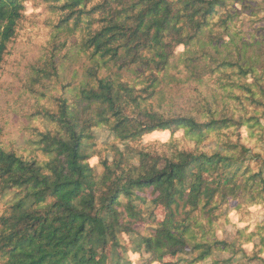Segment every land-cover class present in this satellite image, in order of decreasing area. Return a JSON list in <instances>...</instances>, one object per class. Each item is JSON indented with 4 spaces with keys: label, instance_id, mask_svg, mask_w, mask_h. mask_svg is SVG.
Returning a JSON list of instances; mask_svg holds the SVG:
<instances>
[{
    "label": "trees",
    "instance_id": "trees-1",
    "mask_svg": "<svg viewBox=\"0 0 264 264\" xmlns=\"http://www.w3.org/2000/svg\"><path fill=\"white\" fill-rule=\"evenodd\" d=\"M46 1L61 17L45 57L34 67L37 77L59 78L56 57L65 43L58 37L67 30L81 35V46L97 67L113 62L118 70L136 69L145 78L137 87L91 67L72 96V83L63 85L55 107L44 112L54 128L38 139L48 161L24 158L0 141V198L13 195L0 212V264H131L129 253L143 258V252L153 264L189 246L192 254L203 249L189 264L221 248L230 249L232 264L241 259L264 264L262 245L254 246V255L242 248L244 230L233 241L197 240L194 226L199 215L214 219L228 199L264 204V155L258 150L264 144L260 8L251 0ZM26 8V0H0V68ZM185 83L197 86L191 110L162 104ZM100 126L126 148L103 159L98 173L90 162V140ZM180 130L199 142L221 132L227 140L210 152L130 145L154 132ZM151 204L164 208L166 216L141 234ZM122 235L132 237V247L121 243ZM255 235L264 244L257 231L248 240Z\"/></svg>",
    "mask_w": 264,
    "mask_h": 264
},
{
    "label": "rangeland",
    "instance_id": "rangeland-1",
    "mask_svg": "<svg viewBox=\"0 0 264 264\" xmlns=\"http://www.w3.org/2000/svg\"><path fill=\"white\" fill-rule=\"evenodd\" d=\"M248 3L254 8H260L258 18L264 17V0H251ZM26 6L25 18L20 23L18 33L10 44L11 54L0 68V141L8 151H14L24 158L45 162L51 156L42 151L38 139L41 132L54 128V125L47 120L44 112L55 107L54 98L61 95L63 85L72 83L69 90V96H72L70 94L73 92V87L88 80V70L98 65L91 58L90 53L83 50L81 35L79 33L70 34L64 30L58 37L59 43H65L56 57L60 69L59 78L37 77L34 67L45 57L44 47L49 45L48 42L54 33V25L61 15L60 12H54L51 9V2L46 0H26ZM235 8L236 12L243 14L241 18L244 19L246 15L241 6L235 5ZM97 68L99 75L110 74L117 80L137 87H141L145 78L136 69L118 70V66L113 62ZM196 88L195 84L185 83L180 94L170 91L164 96L162 104L170 105L179 112L189 111L191 110L190 97L195 93ZM93 134L94 138L90 140V152L93 153L90 162L97 168L98 173H101L102 160L112 159L115 149L118 147L125 150L126 144L117 140L105 126L94 128ZM232 138L237 139L236 134L232 135ZM226 140V132L211 133L199 142L196 138L186 136L184 130H180L174 135L171 132H154L143 137L140 142H133L130 145L138 148L150 147L158 151L168 150L170 145L171 148L173 145H178L180 148L189 150L199 149L210 152L217 146L223 145ZM248 143L250 147L256 146L253 141ZM258 150L264 155V144H261ZM147 196L149 199L153 198L151 190L148 191ZM12 197L13 195L9 194L0 198V212L3 204L5 205ZM215 214L216 217L214 219L212 217L211 220L199 215L198 222L194 224L197 240L216 236L218 239L233 241L237 232L244 230L245 235H239L242 248L254 255V246L260 244L263 246V252L259 255L264 259V244L260 243L259 236L255 235L248 240V234L254 231L264 236V204L249 203L247 198L228 199L215 210ZM165 216L164 208L151 204L147 211L148 224L140 227L139 233L147 234L149 227H155V223L163 221ZM120 239L123 245L128 248L132 247L130 235H122ZM200 251L203 249L192 254V246H189L178 256H166L163 261L153 264L173 262L189 264L193 257L199 255ZM129 254L131 264H147V260L151 257L150 254L144 252L143 258H139L137 254ZM231 257L230 249L221 248L212 250L207 258L195 264H232L228 261ZM239 264L263 263L260 260L245 263L244 259H241Z\"/></svg>",
    "mask_w": 264,
    "mask_h": 264
}]
</instances>
